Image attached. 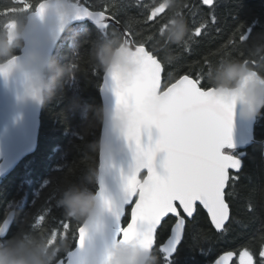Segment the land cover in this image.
I'll return each instance as SVG.
<instances>
[{"label": "snow or ice", "instance_id": "obj_1", "mask_svg": "<svg viewBox=\"0 0 264 264\" xmlns=\"http://www.w3.org/2000/svg\"><path fill=\"white\" fill-rule=\"evenodd\" d=\"M15 2L22 6L27 4L26 11L32 7L29 0ZM160 3L162 0H155L153 4L145 6L150 7L146 20L154 27L169 11L167 6L157 11ZM201 3L209 7L208 19L202 18L199 26L179 46L184 52L190 51L193 35L200 37L211 28L217 34L222 31L217 27V0H201ZM48 6L49 0H39L36 16L42 18ZM130 7L132 5L128 0H76L75 14L68 17L69 21L81 25L79 31H87L89 39L94 37L98 41L118 33L129 47L134 51L139 50L137 55L141 57L140 68L131 76L104 73L105 78L112 82L115 96L113 119L120 121L119 129L129 142L134 160L131 172L125 177L119 204L106 196L103 189L97 193L103 209L111 212L115 219L110 242L97 256L85 249V242L90 239V228L96 221L76 222L74 226L72 220L64 215L52 217V209L59 208L57 198L69 182L58 184L51 190V199H46L45 208L40 214L33 211L26 213L20 230L14 235L11 226L17 221L9 219L12 209L8 207L0 218V241H6L9 236L21 232L62 237L64 240H69L71 236L75 248L69 243L63 250H57L54 264H105L107 249L117 240L122 243L134 240L145 250L154 253L160 229L165 230L166 236L158 249L162 264H201L193 254L199 239L198 206L206 210L211 225L221 236L230 231L232 218L227 197L232 192L228 189L230 185L234 189L240 181L242 158L247 155L244 151H235L232 132L236 105L205 86L207 79L203 69L196 73L188 71L176 78L172 72H168L165 78L166 68L173 63L165 62L160 49L154 46L155 31L151 36L138 39L132 32V18L123 21L126 31L121 33L119 30L122 18ZM198 7L182 5L179 9L187 8L195 16L197 12L193 9ZM179 14L184 17L181 10ZM86 23H91L94 31L88 30L84 26ZM159 27L162 31L163 25ZM241 28L245 30L239 36V43L231 39L216 55L231 51L241 59L246 57L244 46L250 34L248 26L242 24ZM209 62L206 58L205 68ZM252 63L255 66V60ZM153 125L159 135L154 143L142 145L141 128ZM254 143H257L256 138L251 140V144ZM161 151L165 155L160 162L162 170L157 171L154 158ZM141 169L147 170V175L142 179L138 175ZM230 170L236 174H230ZM127 206H131V213L125 226L122 220ZM250 210L254 211L251 206ZM49 217L56 224L45 227ZM186 240L192 242L187 247ZM261 244L264 245V239ZM208 251L201 246L199 255L205 256ZM158 264L161 262L158 261ZM214 264H264V246L260 247L258 258L252 248L245 246L223 252Z\"/></svg>", "mask_w": 264, "mask_h": 264}, {"label": "trees", "instance_id": "obj_2", "mask_svg": "<svg viewBox=\"0 0 264 264\" xmlns=\"http://www.w3.org/2000/svg\"><path fill=\"white\" fill-rule=\"evenodd\" d=\"M132 5L127 10V15L122 18L121 25L125 28L124 20L132 18V32L137 38H146L155 31L154 46L160 49V55L165 62L173 64L166 68L167 73L172 72L174 78L185 72H199L203 69L206 75L205 86L218 88V85L233 82L226 79L228 64L234 59H241L238 54L226 51L222 55H216L218 50L231 39L239 43V36L245 29L241 25L248 26L249 40L244 46L246 56L249 55L251 37L264 31V0H217L216 15L222 31L217 34L214 28L200 37L193 35L190 51L184 52L179 47L180 43H172L167 39L168 30L172 27V21L176 18V9L182 5L199 6L193 10L195 16L187 8L179 9L183 12L185 21L190 29L199 26L203 19H208L209 7L202 5L201 0H176L171 6L168 0H162L159 6L165 4L169 11L162 19L158 20L155 27L147 22L150 7L155 0H128ZM32 7L27 11L26 5H20L15 0H0V40H9L8 28L22 30L27 14L35 9L39 0H29ZM164 6V7H165ZM163 25V30L159 27ZM81 25H71L61 36L52 54L64 71L58 78L55 87V95L46 101L40 110L37 143L34 152L26 155L17 166L6 176L0 177V218L7 210H15L11 231L14 235L20 230L26 213L33 211L35 214L45 208L46 199H51V190L58 184L69 182L60 192L58 200L66 192L79 189H88L94 193L97 190V175L99 165V139L102 121H97L90 109H102L100 97V85L104 70L95 58L96 51L105 48L115 51L123 42L118 33L110 34L105 38L89 39L87 31H79ZM90 31H94L91 23L84 25ZM126 29V28H125ZM111 30V29H110ZM10 41V40H9ZM23 43V40L21 41ZM87 42V45L85 43ZM14 51L19 52L16 48ZM2 58V57H0ZM209 59V65L204 67L205 59ZM95 69H99L98 72ZM264 74V69H261ZM232 88V87H228ZM257 143L251 144L243 150L247 153L242 158L241 179L233 189L229 186L232 195L227 197L230 205L229 223L230 231L220 235L210 224L206 212L198 206V220L200 222L199 239L193 254L201 264H210L219 254L237 250L242 247H250L256 253L264 239V109L256 116L253 130ZM226 150V149H225ZM239 152L240 150H235ZM92 169V179L84 178L85 173ZM230 174L235 175L234 172ZM144 173L140 175L143 178ZM59 206V205H58ZM254 209V211L250 210ZM62 207L52 209V217H62ZM48 218L45 227L54 226L56 221ZM130 217V207L126 208V215L122 223L127 224ZM239 221V223H236ZM77 221H72L73 225ZM165 230L160 229L157 236L154 254L162 264V255L159 253V245L166 236ZM12 236H9L10 238ZM56 240L59 248L53 250L47 245ZM0 243V249H4L6 255L12 257H24L28 260L39 258L54 264V255L57 250H63L69 243L74 248L73 238L69 240L62 237H49L39 233H24L16 235L13 240ZM47 241V244H45ZM192 242L186 240L185 247ZM203 246L208 254L199 255V248Z\"/></svg>", "mask_w": 264, "mask_h": 264}, {"label": "water", "instance_id": "obj_3", "mask_svg": "<svg viewBox=\"0 0 264 264\" xmlns=\"http://www.w3.org/2000/svg\"><path fill=\"white\" fill-rule=\"evenodd\" d=\"M35 10L36 7L27 14L26 23L21 30L23 32L22 40L25 44V50L36 48L46 56H52L62 36L61 33H64L74 23L69 21V26L66 29L62 27L54 28L48 24L50 17L48 11L41 18L36 16ZM119 30L121 33L126 31L121 24ZM12 33L10 32L8 34L9 40L12 39ZM115 51L125 59L126 63L123 65L119 63L113 64L104 73L116 72L123 76H131L140 68L141 57L137 55L139 50L134 51L124 39ZM3 70L4 66L0 65V71ZM244 84L245 80L241 79L240 84L234 88H210L214 94L228 98L236 105V116L234 117L232 135L236 145L235 150L240 151L245 150L251 145V140L254 138L253 130L256 119V117H244L240 115L239 110ZM99 92L104 118L100 129L96 193L103 189L106 196L111 198L114 203L119 204L123 194L125 177L131 172L134 166L133 152L129 142L111 119L115 110V96L112 91V82L110 79H106L104 74ZM41 106L21 96L18 77H9L7 81L0 80L1 178L8 175L26 155L34 152L37 143ZM158 135V129L154 125L142 127L140 136L141 144L150 145L154 143ZM245 137H247L246 140ZM242 140L244 141L243 143ZM164 155L161 151L154 158V165L157 171L162 170L160 162ZM230 172L235 171L230 170ZM142 173H144V176L147 175V170L141 169L138 174L139 177ZM127 207H130L131 213V206ZM204 211L206 212V210ZM14 216L15 210L12 209V214L9 217L10 221L14 220ZM114 229L115 219L112 213L103 209L95 224L90 228V239L85 242V249L94 252L98 256L103 251L104 246L110 242ZM117 243L122 242L117 240L110 247H115ZM219 255L210 264H214V261Z\"/></svg>", "mask_w": 264, "mask_h": 264}, {"label": "clouds", "instance_id": "obj_4", "mask_svg": "<svg viewBox=\"0 0 264 264\" xmlns=\"http://www.w3.org/2000/svg\"><path fill=\"white\" fill-rule=\"evenodd\" d=\"M76 0H49L47 11L50 13L48 24L54 28H67L69 26L68 17L75 14L74 4ZM176 0H168L169 6ZM172 27L168 30L167 39L172 43H180L190 32L185 18L176 9V18L171 22ZM27 27V25H26ZM63 34V33H61ZM23 32L14 30L12 39L6 37L0 40V65L4 70L0 71V80L7 81L9 77L19 78L20 94L24 99L30 100L37 105H43L55 95V87L58 78L64 69L52 56H46L36 48L25 50L22 43ZM19 48L20 51H14ZM95 58L100 67L107 72L113 64H125V59L118 55L116 51L105 48L102 52L96 51ZM255 60V66L252 61ZM248 61V62H245ZM264 31L258 32L251 37L249 55L243 59H234L228 64L226 79L233 83L228 85L222 83L218 87L228 88L237 87L241 79L245 80L242 89V100L240 115L244 117H256L264 109ZM93 117L97 121H102L104 113L102 109H90ZM111 119L116 127L119 128L120 121ZM92 169L85 173L84 178L92 179ZM58 205L62 207L63 215L72 221L80 223H90L96 221L103 210L102 202L97 193L88 189L77 188L74 191L66 192ZM16 236L8 238L15 239ZM6 244L7 241H0ZM47 244V241H45ZM49 248L56 250L59 248L56 240ZM110 253V255H108ZM107 259L105 264H158L157 256L151 251L145 250L134 240L127 243H117L115 247H109L106 252ZM51 254L47 264L51 262ZM0 264H46L45 261L37 258L28 260L24 257H12L6 255L4 249H0Z\"/></svg>", "mask_w": 264, "mask_h": 264}, {"label": "rangeland", "instance_id": "obj_5", "mask_svg": "<svg viewBox=\"0 0 264 264\" xmlns=\"http://www.w3.org/2000/svg\"><path fill=\"white\" fill-rule=\"evenodd\" d=\"M165 6V4H162L161 6H159V8H157V11H160L163 7ZM15 30V28L12 26V27H9L8 28V34L10 32H13Z\"/></svg>", "mask_w": 264, "mask_h": 264}, {"label": "flooded vegetation", "instance_id": "obj_6", "mask_svg": "<svg viewBox=\"0 0 264 264\" xmlns=\"http://www.w3.org/2000/svg\"><path fill=\"white\" fill-rule=\"evenodd\" d=\"M234 174H236L235 172H234ZM144 177V176H143Z\"/></svg>", "mask_w": 264, "mask_h": 264}]
</instances>
